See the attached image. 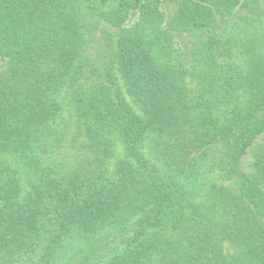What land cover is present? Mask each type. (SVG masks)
Here are the masks:
<instances>
[{"label":"trees","instance_id":"16d2710c","mask_svg":"<svg viewBox=\"0 0 264 264\" xmlns=\"http://www.w3.org/2000/svg\"><path fill=\"white\" fill-rule=\"evenodd\" d=\"M85 1L0 0V264H264V0Z\"/></svg>","mask_w":264,"mask_h":264},{"label":"rangeland","instance_id":"374dc122","mask_svg":"<svg viewBox=\"0 0 264 264\" xmlns=\"http://www.w3.org/2000/svg\"><path fill=\"white\" fill-rule=\"evenodd\" d=\"M78 8H80L81 13L84 17V23L88 28H90L93 31L94 34V40L90 45V53L94 58H98L102 52V43H101V30L104 27H108L107 24L100 21L99 19H96L94 16V8L92 7V3H86L85 0H73ZM132 1V0H131ZM263 7V3L261 0H246L236 11V15L241 14H251V15H259L260 10ZM165 13H166V19L169 20V18L172 15V9L164 7ZM136 19V16H133L131 22H134ZM263 22H264V16H263ZM4 66V61L0 60V66ZM119 81L121 84L123 82L119 78ZM65 94L62 95L64 97ZM61 97V98H62ZM64 105L66 106L65 110L66 113L64 114L65 117L68 115V105L67 102L62 99ZM59 122V121H58ZM264 147V133L258 137L256 140V143L248 150L247 155L243 158L241 162V169L242 171L249 177H252L253 175V163L255 160V155ZM218 186H224L230 188L234 193L239 194V188L235 184L225 183L220 184L218 183ZM237 189V190H236ZM209 188L207 189L208 192ZM202 194H206L202 191Z\"/></svg>","mask_w":264,"mask_h":264}]
</instances>
